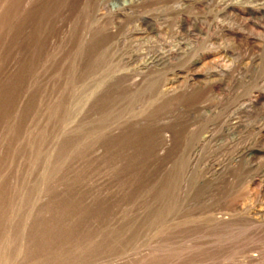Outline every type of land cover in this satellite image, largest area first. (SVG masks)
<instances>
[{"label":"rangeland","instance_id":"374dc122","mask_svg":"<svg viewBox=\"0 0 264 264\" xmlns=\"http://www.w3.org/2000/svg\"><path fill=\"white\" fill-rule=\"evenodd\" d=\"M0 264H264V0H0Z\"/></svg>","mask_w":264,"mask_h":264}]
</instances>
